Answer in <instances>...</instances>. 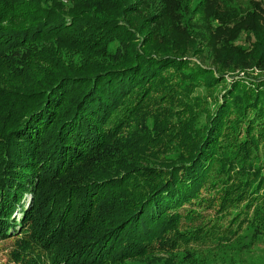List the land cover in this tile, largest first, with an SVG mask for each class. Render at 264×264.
<instances>
[{
  "label": "trees",
  "instance_id": "trees-1",
  "mask_svg": "<svg viewBox=\"0 0 264 264\" xmlns=\"http://www.w3.org/2000/svg\"><path fill=\"white\" fill-rule=\"evenodd\" d=\"M194 18L218 54L190 51ZM247 226H264V0H0L13 264H129Z\"/></svg>",
  "mask_w": 264,
  "mask_h": 264
},
{
  "label": "rangeland",
  "instance_id": "rangeland-1",
  "mask_svg": "<svg viewBox=\"0 0 264 264\" xmlns=\"http://www.w3.org/2000/svg\"><path fill=\"white\" fill-rule=\"evenodd\" d=\"M134 1V0H130ZM198 0H189L190 8L193 7ZM147 15L145 8L142 7L139 12L133 16L132 24L138 25L143 17ZM193 30L196 31V39L188 40V48L192 52L194 48H202L203 54L207 57H211L214 54H218L219 51H214L209 43H205L203 37L209 36L207 30L203 25L198 23L199 21L194 18L192 21ZM149 30L150 28H146ZM158 32L167 34L162 38L164 41L168 42L169 45L173 44V39L171 38V31L166 27V24L163 23V26H160L157 29ZM206 39V38H205ZM172 40V42H171ZM179 41V40H178ZM178 43L177 41H174ZM238 43L243 44L238 41ZM201 56V55H200ZM200 56H197L199 58ZM215 65V64H214ZM213 67H216V65ZM217 69V67H216ZM214 72H216L214 70ZM231 74L237 75V77L243 78H252L254 76L262 74L260 70L256 67L249 68L246 70L236 69L234 71H227L224 74L226 81L231 80ZM219 86L215 89V92H218ZM29 196L25 198L28 202ZM20 211L16 213V218L20 215ZM262 225V224H261ZM252 227H245L242 229L241 233L231 241H228L221 246H215L211 248L209 245L198 246L192 252L185 254V252H180L174 255H156L153 258H138L132 261H129V264H155L154 259H157L159 262L166 260V264H264V226L260 229V232H254L253 234ZM253 234V236H252ZM20 237H17L15 234L0 239V264H13V258L16 256L17 251L19 250ZM165 264V263H164Z\"/></svg>",
  "mask_w": 264,
  "mask_h": 264
}]
</instances>
